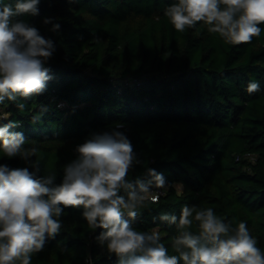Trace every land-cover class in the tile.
Wrapping results in <instances>:
<instances>
[{
    "label": "trees",
    "instance_id": "1",
    "mask_svg": "<svg viewBox=\"0 0 264 264\" xmlns=\"http://www.w3.org/2000/svg\"><path fill=\"white\" fill-rule=\"evenodd\" d=\"M17 2L0 0V8ZM174 2L40 0L38 15L15 17L52 40L55 52L42 94L0 104V127L14 124L9 131L23 133L24 147L38 152L9 158L0 140V165L27 168L35 178L54 173L59 185L78 145L120 131L139 161L128 180L146 182L154 169L166 181V188L150 189L159 201L146 202L133 228L158 230L176 254V226L160 216L178 219L183 205H195L212 208L233 228L246 223L264 251V24L250 44L230 45L203 22L177 32L164 15ZM250 81L261 90L248 94ZM82 213L64 208L59 234L31 264H118L97 239L102 229H91ZM191 230L198 232L195 222Z\"/></svg>",
    "mask_w": 264,
    "mask_h": 264
},
{
    "label": "clouds",
    "instance_id": "2",
    "mask_svg": "<svg viewBox=\"0 0 264 264\" xmlns=\"http://www.w3.org/2000/svg\"><path fill=\"white\" fill-rule=\"evenodd\" d=\"M40 0H18L0 8V104L42 94L52 78L45 67L54 52L52 40L15 17L38 15ZM177 32L203 22L210 33H218L227 44H250L264 24V0H176L164 12ZM45 23H49L45 19ZM60 25L53 24V31ZM261 90L250 81L246 91ZM24 109V104H18ZM39 117H34L35 123ZM14 124L0 127L3 153L24 160L38 149L25 148L21 132H10ZM77 158L64 166L63 179L54 185L55 174L35 178L27 168L0 165V264H31L33 254L43 250L62 228L63 209L82 207L83 218L91 229H102L98 236L118 264H264V251L244 222L235 228L217 216L212 208L183 205L180 216L164 213L160 220L175 225L177 235L169 254L158 230L141 232L133 228L146 202L158 203L166 188L163 174L148 169V181L128 180V173L139 161L131 141L120 131L95 133L75 149ZM127 195H121V191ZM127 217V218H125ZM196 224L198 232L191 229Z\"/></svg>",
    "mask_w": 264,
    "mask_h": 264
},
{
    "label": "rangeland",
    "instance_id": "3",
    "mask_svg": "<svg viewBox=\"0 0 264 264\" xmlns=\"http://www.w3.org/2000/svg\"><path fill=\"white\" fill-rule=\"evenodd\" d=\"M175 186H176V188L178 189V190H180V185H178V184H175Z\"/></svg>",
    "mask_w": 264,
    "mask_h": 264
}]
</instances>
